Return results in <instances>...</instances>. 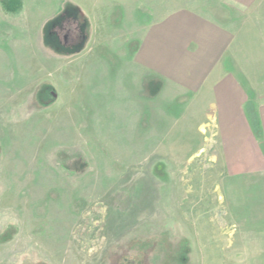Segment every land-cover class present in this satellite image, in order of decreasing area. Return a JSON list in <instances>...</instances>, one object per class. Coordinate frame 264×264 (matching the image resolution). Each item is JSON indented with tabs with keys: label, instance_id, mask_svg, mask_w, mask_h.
Here are the masks:
<instances>
[{
	"label": "rangeland",
	"instance_id": "374dc122",
	"mask_svg": "<svg viewBox=\"0 0 264 264\" xmlns=\"http://www.w3.org/2000/svg\"><path fill=\"white\" fill-rule=\"evenodd\" d=\"M21 1L0 6V264H264L207 106L132 63L147 24L209 0Z\"/></svg>",
	"mask_w": 264,
	"mask_h": 264
},
{
	"label": "crops",
	"instance_id": "0c3cea01",
	"mask_svg": "<svg viewBox=\"0 0 264 264\" xmlns=\"http://www.w3.org/2000/svg\"><path fill=\"white\" fill-rule=\"evenodd\" d=\"M217 2L199 1L207 11L183 8L147 24L132 63L156 88L191 90L194 103L207 106L197 118L216 127L210 163L231 187L240 184L242 209L264 216V0Z\"/></svg>",
	"mask_w": 264,
	"mask_h": 264
},
{
	"label": "trees",
	"instance_id": "16d2710c",
	"mask_svg": "<svg viewBox=\"0 0 264 264\" xmlns=\"http://www.w3.org/2000/svg\"><path fill=\"white\" fill-rule=\"evenodd\" d=\"M0 6L2 11L5 14L8 15H15L18 14L22 9V1L21 0H0ZM76 17L73 20L66 21V25H63V29L65 32L62 33V48L64 49L65 54H74L78 53L81 50V38L80 33L77 34V32H72V25L74 24V21H76ZM65 20H62L64 22ZM53 25H58L57 22ZM60 27L62 28V24H60ZM55 37V36H53ZM70 46V48H67L66 46ZM63 54V53H62Z\"/></svg>",
	"mask_w": 264,
	"mask_h": 264
}]
</instances>
